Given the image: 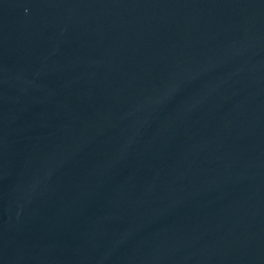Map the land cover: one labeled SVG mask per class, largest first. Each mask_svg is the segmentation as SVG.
<instances>
[{
    "label": "water",
    "instance_id": "95a60500",
    "mask_svg": "<svg viewBox=\"0 0 264 264\" xmlns=\"http://www.w3.org/2000/svg\"><path fill=\"white\" fill-rule=\"evenodd\" d=\"M0 264H264V0H0Z\"/></svg>",
    "mask_w": 264,
    "mask_h": 264
}]
</instances>
